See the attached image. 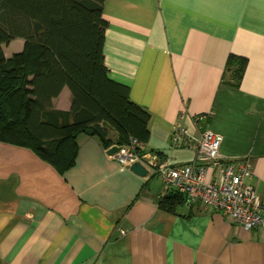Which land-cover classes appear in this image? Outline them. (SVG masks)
<instances>
[{
  "label": "crops",
  "instance_id": "1",
  "mask_svg": "<svg viewBox=\"0 0 264 264\" xmlns=\"http://www.w3.org/2000/svg\"><path fill=\"white\" fill-rule=\"evenodd\" d=\"M103 17L109 77L150 115L146 162L193 161L194 148H171V132L184 111L196 138L192 118L207 115L222 138L218 159L247 161L246 183L264 204V0H104ZM229 55L247 60L238 87L227 83ZM70 106L64 88L52 107ZM77 144L60 174L0 142V264H264V228L233 226L200 203L163 210L167 189L151 171L135 175L96 137ZM214 177L208 167L205 181Z\"/></svg>",
  "mask_w": 264,
  "mask_h": 264
},
{
  "label": "trees",
  "instance_id": "2",
  "mask_svg": "<svg viewBox=\"0 0 264 264\" xmlns=\"http://www.w3.org/2000/svg\"><path fill=\"white\" fill-rule=\"evenodd\" d=\"M103 3L0 0V142L30 150L60 174L75 164L80 134L96 137L105 150L132 140L145 145L149 138L148 111L131 101L129 87L113 81L104 64ZM14 40L22 49L6 58L3 47ZM246 67L245 58L229 55L228 85L238 87ZM64 88L70 109L55 110L52 102ZM107 128L117 134L114 141ZM183 203L167 191L159 206L173 212Z\"/></svg>",
  "mask_w": 264,
  "mask_h": 264
},
{
  "label": "built area",
  "instance_id": "3",
  "mask_svg": "<svg viewBox=\"0 0 264 264\" xmlns=\"http://www.w3.org/2000/svg\"><path fill=\"white\" fill-rule=\"evenodd\" d=\"M185 118L186 113L182 111L172 129L170 146L173 149L194 148L195 158L190 163L172 166L155 155L153 160L146 162L145 154L138 153L143 150V145L135 140L127 146H118V152L108 157L124 167L143 163L167 191L180 194L186 206L200 203L222 213L231 225L245 230L264 228V204L254 188L246 183L253 176L248 162L218 159L222 138L204 126L207 115L192 118L197 128L196 138L188 134ZM199 156H203L207 163H200ZM208 167L216 172V177L205 181Z\"/></svg>",
  "mask_w": 264,
  "mask_h": 264
},
{
  "label": "water",
  "instance_id": "4",
  "mask_svg": "<svg viewBox=\"0 0 264 264\" xmlns=\"http://www.w3.org/2000/svg\"><path fill=\"white\" fill-rule=\"evenodd\" d=\"M119 147L118 146H112L107 152L106 154L108 156L115 154L116 152H118ZM130 171L132 173H134L135 175L139 176V177H145L148 174V170L146 169L145 165L143 163L140 162H136L133 163L130 167H129Z\"/></svg>",
  "mask_w": 264,
  "mask_h": 264
},
{
  "label": "rangeland",
  "instance_id": "5",
  "mask_svg": "<svg viewBox=\"0 0 264 264\" xmlns=\"http://www.w3.org/2000/svg\"><path fill=\"white\" fill-rule=\"evenodd\" d=\"M22 49V42L20 40H14L3 47V52L6 58L11 57L14 53Z\"/></svg>",
  "mask_w": 264,
  "mask_h": 264
}]
</instances>
